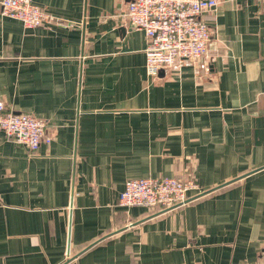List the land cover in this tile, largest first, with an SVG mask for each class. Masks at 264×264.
Instances as JSON below:
<instances>
[{
    "label": "crops",
    "instance_id": "crops-1",
    "mask_svg": "<svg viewBox=\"0 0 264 264\" xmlns=\"http://www.w3.org/2000/svg\"><path fill=\"white\" fill-rule=\"evenodd\" d=\"M131 1L33 0L36 29L0 7V102L52 138L0 131V264L263 262L264 0L205 14L207 56L158 77ZM184 176L208 194L119 205L129 180Z\"/></svg>",
    "mask_w": 264,
    "mask_h": 264
},
{
    "label": "built area",
    "instance_id": "built-area-1",
    "mask_svg": "<svg viewBox=\"0 0 264 264\" xmlns=\"http://www.w3.org/2000/svg\"><path fill=\"white\" fill-rule=\"evenodd\" d=\"M223 1L243 0H132L126 16L130 25L143 31L148 39L147 74L158 77L165 69L207 56L212 34L203 16L215 11ZM0 7L3 16L21 21L27 29L42 27L50 19L33 0H0ZM0 131L33 152L43 143L52 142L45 121L31 114L6 111L2 102ZM199 190V183L189 176L129 180L119 205L125 209L172 210L185 205L193 198L191 194L197 195Z\"/></svg>",
    "mask_w": 264,
    "mask_h": 264
},
{
    "label": "water",
    "instance_id": "water-1",
    "mask_svg": "<svg viewBox=\"0 0 264 264\" xmlns=\"http://www.w3.org/2000/svg\"><path fill=\"white\" fill-rule=\"evenodd\" d=\"M206 194H208V193H204V194L197 195V196H195V197L189 199L185 204H188V203H190V202H192V201H194V200L198 199L199 197H201V196H203V195H206ZM176 208H177V207H176ZM169 210H171V209H168V210H165V211H169Z\"/></svg>",
    "mask_w": 264,
    "mask_h": 264
}]
</instances>
